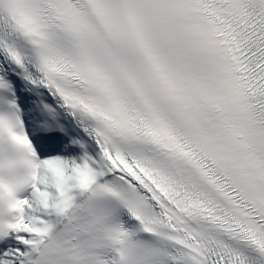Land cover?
I'll return each mask as SVG.
<instances>
[{
    "label": "snow or ice",
    "instance_id": "1",
    "mask_svg": "<svg viewBox=\"0 0 264 264\" xmlns=\"http://www.w3.org/2000/svg\"><path fill=\"white\" fill-rule=\"evenodd\" d=\"M0 264H264V0H0Z\"/></svg>",
    "mask_w": 264,
    "mask_h": 264
}]
</instances>
